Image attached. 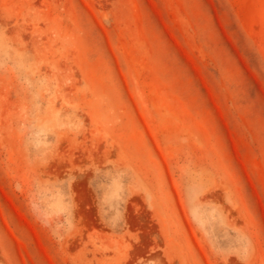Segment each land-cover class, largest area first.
I'll use <instances>...</instances> for the list:
<instances>
[{
  "label": "rangeland",
  "instance_id": "374dc122",
  "mask_svg": "<svg viewBox=\"0 0 264 264\" xmlns=\"http://www.w3.org/2000/svg\"><path fill=\"white\" fill-rule=\"evenodd\" d=\"M0 264H264V0H0Z\"/></svg>",
  "mask_w": 264,
  "mask_h": 264
}]
</instances>
